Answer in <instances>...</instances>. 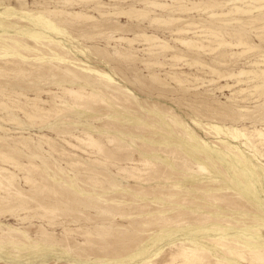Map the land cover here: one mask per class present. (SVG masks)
Masks as SVG:
<instances>
[{
  "label": "rangeland",
  "instance_id": "374dc122",
  "mask_svg": "<svg viewBox=\"0 0 264 264\" xmlns=\"http://www.w3.org/2000/svg\"><path fill=\"white\" fill-rule=\"evenodd\" d=\"M0 264H264V0H0Z\"/></svg>",
  "mask_w": 264,
  "mask_h": 264
},
{
  "label": "bare ground",
  "instance_id": "6f19581e",
  "mask_svg": "<svg viewBox=\"0 0 264 264\" xmlns=\"http://www.w3.org/2000/svg\"><path fill=\"white\" fill-rule=\"evenodd\" d=\"M60 12V11H59ZM76 13V12H75ZM59 15V14H58ZM75 16H77V15H75ZM70 17V16H69ZM155 40V39H154ZM156 41H158V40H156ZM191 255H193V253L191 254Z\"/></svg>",
  "mask_w": 264,
  "mask_h": 264
}]
</instances>
